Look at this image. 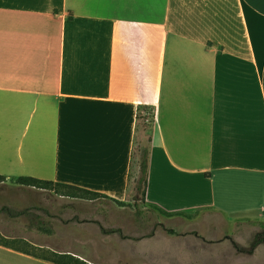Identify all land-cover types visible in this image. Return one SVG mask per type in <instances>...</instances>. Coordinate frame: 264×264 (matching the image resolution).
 <instances>
[{
  "label": "crops",
  "instance_id": "crops-1",
  "mask_svg": "<svg viewBox=\"0 0 264 264\" xmlns=\"http://www.w3.org/2000/svg\"><path fill=\"white\" fill-rule=\"evenodd\" d=\"M148 108L143 200L183 213L167 215L174 234L218 244L264 227V0H0L7 180L63 182L127 202ZM78 207L45 218L26 210L37 232L2 234L35 250L0 243V264H60L43 250L111 259L88 234L64 230L87 222ZM209 225L230 230L213 239L202 230Z\"/></svg>",
  "mask_w": 264,
  "mask_h": 264
},
{
  "label": "rangeland",
  "instance_id": "rangeland-1",
  "mask_svg": "<svg viewBox=\"0 0 264 264\" xmlns=\"http://www.w3.org/2000/svg\"><path fill=\"white\" fill-rule=\"evenodd\" d=\"M152 114L153 110L148 108L147 119L140 120L137 143L145 144L148 140ZM138 171L135 157L131 173L133 193L130 199L122 204L106 198H61L53 192H47V196L41 197L36 190L6 180L7 182L0 183V233L21 237L26 233L31 235L30 231H36L26 227L29 222L27 219L30 218L26 210L32 209L34 213L45 218L46 211L63 209L64 212L70 209V206L78 205V217H85L87 222H82L79 227L74 224L75 227H67L64 230L86 233L88 236L85 240L96 241L90 244L91 247L110 249L108 256L111 259L99 261L102 264H264V227H241L239 234L230 236L229 239L224 238L225 240L218 244H215V241H198L190 236L177 237L172 232L176 226V218L171 219L148 205L142 194L135 191ZM30 203L35 206L30 208ZM4 207L11 209L15 216L4 211ZM199 212L195 216H199ZM228 229L230 230L209 225L207 229L204 227L202 230L207 237L215 239L219 238L224 230L229 231ZM105 240L109 242H104ZM17 244L35 250V246L30 243ZM222 249H228L229 253H220ZM121 251H124L127 258L120 259ZM42 254L49 255L47 250H43ZM231 255L233 257H230Z\"/></svg>",
  "mask_w": 264,
  "mask_h": 264
},
{
  "label": "trees",
  "instance_id": "trees-1",
  "mask_svg": "<svg viewBox=\"0 0 264 264\" xmlns=\"http://www.w3.org/2000/svg\"><path fill=\"white\" fill-rule=\"evenodd\" d=\"M153 115V114H152ZM153 121V120H152ZM150 146H151V132L149 135L148 140L146 141L145 144L138 142L136 143L135 150L133 151V159L136 157L137 158V163H138V175L135 178V184H134V189L136 192H140L142 194V198H145L146 195V185H147V180H148V173H149V166H150ZM7 177L5 175L0 174V183L6 182ZM18 185H23V186H33V187H38V188H45L49 190H53L58 194L62 195H68L71 197H78V198H85V199H97L100 197H106V198H111L112 200L116 201L117 203H125L123 201H120L118 199L109 197L106 194L93 191L90 189H86L83 187H79L76 185L68 184V183H63V182H55L52 180H45V179H39L35 177H28V176H21L14 180ZM4 211H7L9 214H13V211L9 209L8 207L3 208ZM160 212L165 214V215H175V214H181L183 215L182 212H168V211H163L160 209ZM20 214V213H18ZM172 232H174L172 230ZM19 243V242H24V244H28L27 241L23 239H8L5 236L1 235L0 233V243L3 245L11 246L14 245V243ZM20 246L18 245L17 248ZM26 252L32 253L34 255H39V253L31 250H27ZM49 255L43 254L44 256H47L45 258L54 261L56 263L60 264H92L88 262L87 260L78 258L72 254L69 253H57V252H52V251H47Z\"/></svg>",
  "mask_w": 264,
  "mask_h": 264
}]
</instances>
